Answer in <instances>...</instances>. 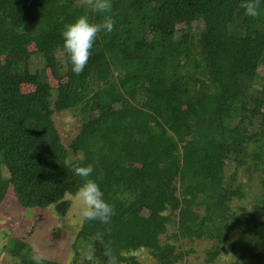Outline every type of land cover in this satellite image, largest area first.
Returning <instances> with one entry per match:
<instances>
[{"label":"trees","instance_id":"1","mask_svg":"<svg viewBox=\"0 0 264 264\" xmlns=\"http://www.w3.org/2000/svg\"><path fill=\"white\" fill-rule=\"evenodd\" d=\"M8 187L62 215L94 198L82 264H179L184 238L201 264H264V0H0V202ZM24 240L9 254L48 264Z\"/></svg>","mask_w":264,"mask_h":264},{"label":"rangeland","instance_id":"2","mask_svg":"<svg viewBox=\"0 0 264 264\" xmlns=\"http://www.w3.org/2000/svg\"><path fill=\"white\" fill-rule=\"evenodd\" d=\"M49 83L54 85L50 77ZM33 89L30 85L21 87L23 93H29ZM52 119L61 143L67 146L79 131L80 116L73 110H68L55 113ZM2 175L8 176L4 168ZM64 199L70 206L63 215L57 213L54 205L46 208H23L17 203L11 187H8L0 202V264H19L18 259L12 257L7 248L11 238L16 237L25 239L24 241L32 247L34 256L48 264L83 263V259L76 257L75 253L81 243L77 234L94 198L85 190H79L75 195L66 194ZM173 230L174 228L169 226L167 234H171ZM90 233L100 236L99 228L93 224ZM164 238V235L161 236V240ZM204 243L199 241L190 243L186 238L182 239L180 248L187 253L179 264H201L200 261L206 257ZM133 255L141 264H156L145 250L135 252ZM225 259H228V256L225 258L222 256L215 263L207 264H226Z\"/></svg>","mask_w":264,"mask_h":264}]
</instances>
